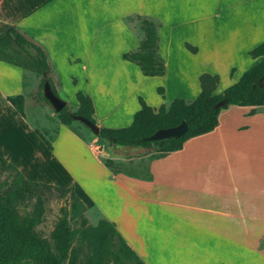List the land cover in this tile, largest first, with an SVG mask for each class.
Returning <instances> with one entry per match:
<instances>
[{
  "label": "crops",
  "instance_id": "1",
  "mask_svg": "<svg viewBox=\"0 0 264 264\" xmlns=\"http://www.w3.org/2000/svg\"><path fill=\"white\" fill-rule=\"evenodd\" d=\"M170 1L172 5L164 8V0H0V29L4 32L3 25L12 26L53 54L58 38L74 34L69 41L75 42L61 55L71 58L80 70L106 68L105 76L96 77L95 90L82 93L91 100L95 124L119 128L130 124L139 109L138 98L156 109L166 101L170 85L186 92L183 98L193 99L199 94L198 76L203 71L218 76L212 93L220 94L225 88L216 68L220 60H232L227 63L234 72L232 83L258 61L248 52L264 43V0ZM134 14L160 23L157 52L165 66L162 75H143L121 57L139 43L123 22L124 16ZM59 15L70 26L66 20H72L73 27L58 23L54 27L53 18ZM108 42L119 47L121 68L115 78V68L107 64L111 61L99 64L110 50ZM171 55L198 61L204 69L196 71L191 82L183 80L178 76L180 68H168ZM26 72L32 76L29 84L23 79ZM38 76L0 60V151L25 179L71 186L84 212L87 205L96 208L93 225L100 218L112 222L144 264H264V106L220 108L212 130L149 159L150 179H145L112 174L88 139L79 138L60 122L50 139L41 133L51 146L48 149L34 132L35 120L25 108V87L32 88ZM162 86L159 94L156 89ZM77 89L74 83L76 107ZM16 94L23 97L24 117L6 100ZM28 144L39 155L25 161L21 156ZM71 144L81 149L84 165H68L57 155L59 148L63 152ZM75 166L76 175L72 174Z\"/></svg>",
  "mask_w": 264,
  "mask_h": 264
},
{
  "label": "trees",
  "instance_id": "2",
  "mask_svg": "<svg viewBox=\"0 0 264 264\" xmlns=\"http://www.w3.org/2000/svg\"><path fill=\"white\" fill-rule=\"evenodd\" d=\"M139 19L143 27V36L135 49L121 54L124 60L134 63L146 76L162 75L164 62L157 52V28L160 23L153 18L139 15H127L124 22ZM190 50H194L189 47ZM249 55L258 57L256 64L245 70L239 79L227 86L220 94H213L218 81L215 74L201 73L198 76L199 94L193 99L173 98L167 104L153 109L138 98L139 109L133 114L129 125L119 128L99 127L98 137L109 144L126 147L155 146L156 158L177 150L182 142L192 136L212 130L217 124L220 108L228 104L238 106H264V81L258 79L264 72V43L251 49ZM0 60L28 69L40 76L38 88L40 98L48 103L41 92L42 83L47 80L50 88L57 92L48 76L49 65L43 49L27 38L16 28L10 26L6 31L0 29ZM162 94V88H157ZM225 98L227 104L214 107ZM78 105L70 110L64 105L56 116L60 123L70 125L80 115L92 123L93 106L88 95L75 92ZM6 100L24 117L23 97L21 94L6 96ZM49 104V103H48ZM181 121L186 130L177 138L149 139L158 129L175 126ZM34 132L48 149L51 146L39 133ZM112 174L124 173L135 177L150 179L147 170L143 174L113 167L111 160H102ZM0 264H144L127 245L112 222L100 218L95 225H88L84 217V205L78 199L71 186L31 181L24 178L20 171L6 161L0 151ZM52 192L57 198H67L68 206L59 208L48 237L35 230L41 223L44 205ZM29 206V209L26 207Z\"/></svg>",
  "mask_w": 264,
  "mask_h": 264
},
{
  "label": "rangeland",
  "instance_id": "3",
  "mask_svg": "<svg viewBox=\"0 0 264 264\" xmlns=\"http://www.w3.org/2000/svg\"><path fill=\"white\" fill-rule=\"evenodd\" d=\"M164 8L167 7V5H172V1L170 0H164ZM166 1L168 4H166ZM185 3L187 0H176ZM192 1V0H191ZM202 1V0H195V2ZM150 2V0H148ZM169 9V8H167ZM150 18V17H149ZM54 20V27L57 25V23L62 26L63 28H71L72 20L67 19L66 21L71 23V26L65 22V19L59 15L56 18H53ZM152 19V18H151ZM60 20H64L59 22ZM155 20V19H153ZM124 22V20H123ZM128 28L135 34L136 37L139 39L143 36V27L141 25V22L139 19H133L127 22H124ZM57 26V27H60ZM69 31V30H68ZM71 32V31H69ZM71 37L74 36V34H70ZM70 35L68 36H62L61 38H58L54 43V47L52 51L55 53H49L48 50L46 51L41 44L34 41L36 44H38L43 51L46 54L47 62L49 65V73L48 76L57 92V96L64 100L65 105L69 107L70 110L76 109V102H74L73 93H72V87L74 83L77 85V91L80 92H93L95 90L96 86V77L99 78L101 76H105L104 70L102 72H97L95 68H87V70H80L79 66H76V64H73V60L71 58H68V63H66L65 66H63L64 61L66 62V58H63L61 54H63L64 50H67L72 43L75 41H69ZM109 48L110 50L102 56L100 59L102 62H100V66L103 65V62L111 61L112 63H107L112 68H115V72L113 73V77L115 78L118 75V72L121 68V59H120V53L118 51V44L111 46L110 42ZM132 50V49H131ZM126 51V50H125ZM128 51V50H127ZM91 56V55H90ZM91 57H87V59ZM168 68L172 71L174 67L180 68L181 73L180 77L183 78V80H186L188 82H191L192 79H195V73L196 71H200L201 69H204L201 64L197 61L196 63L192 62L189 58L177 55V56H170L168 57ZM206 59V58H204ZM211 60L215 61V58L210 56ZM75 62H79V58H75ZM232 60L226 61L225 63L220 60L219 65L216 67L220 70L219 73H221V82L220 85H224L223 87L226 88L227 85L231 84L232 82L229 80L233 75L234 72L232 71V68H227V63L231 62ZM90 63V62H89ZM228 63V64H229ZM55 64V66H54ZM88 65V62H87ZM200 66L202 68H200ZM87 67V66H86ZM238 68V66H237ZM111 70V69H110ZM236 71V70H235ZM203 71L202 73H204ZM172 73H170L171 76ZM201 74V73H200ZM199 74V75H200ZM241 76V75H240ZM239 76V77H240ZM218 77V76H217ZM173 78V74H172ZM24 81L27 82V84L30 83V80L32 79V76L30 73L26 72L24 77ZM239 79V78H238ZM38 81L33 84V87L26 88L27 93V101L25 103V108L29 116L33 120H35V124L33 125L34 130L41 135H45L48 139H50L55 131L56 127L59 123V120L56 116V112L53 110V108L48 104L45 103L40 98V90L38 88L39 84V76ZM86 80V81H85ZM115 80V79H114ZM59 86V89L57 90L56 87ZM121 87L122 85H118ZM161 88L164 89L162 86ZM157 91V89H156ZM154 90V93H156ZM164 94V93H163ZM71 95V96H70ZM173 95V96H172ZM187 95L186 92L177 91L176 88H173L172 86H168V90H166L165 98L166 101L163 102V104H167L169 101H171L173 98H183ZM186 99V98H183ZM189 100V99H187ZM122 122V121H121ZM119 122V123H121ZM69 126L74 134L76 136L85 137L88 139L89 143L93 145L94 150L96 151L97 156L100 158V160H111V164L113 167H120L122 169H125L129 172H134L138 174H143L145 172V168L147 165L148 160L150 157L155 155L157 153V150L154 145L150 147H126V146H118V145H112L109 144L105 139H102L98 137L97 135L92 134V132L89 130L88 127L83 125L81 122L77 120H73ZM120 127H123L122 125ZM125 127V126H124ZM42 136V135H41ZM82 139V138H81ZM28 144V149L25 150L26 152L22 154V158L25 161H28L30 157L33 155L37 156V152L30 151ZM72 145V144H71ZM73 146V147H72ZM66 147L67 150H63V152L60 150V148L57 150V155L62 158V160L66 164H72L73 165H84L86 161L82 160L81 157V149L78 150V147H74V145ZM85 152L86 157L90 158L91 155L89 154L86 147L82 148ZM39 155V154H38ZM35 164V163H34ZM68 164V165H69ZM79 168L75 166L72 170V174L76 175V172ZM52 173V172H51ZM3 177V174L0 175V179ZM60 177V176H59ZM56 192H52L51 196L48 198V200L45 202L44 205V214L43 219L41 223L36 225L35 230L38 231V233L42 236L48 237V234L50 230L53 227V224L56 220V218L59 216V208L63 205L68 206V200L67 198H57ZM86 203V202H85ZM26 209H29V206L26 207ZM96 208L90 207V205H87V209H85L84 217L86 218L88 225H93L98 218L96 213H94V210Z\"/></svg>",
  "mask_w": 264,
  "mask_h": 264
},
{
  "label": "water",
  "instance_id": "4",
  "mask_svg": "<svg viewBox=\"0 0 264 264\" xmlns=\"http://www.w3.org/2000/svg\"><path fill=\"white\" fill-rule=\"evenodd\" d=\"M8 29V26L3 25L2 30L6 31ZM264 81V72L258 79V84L261 85ZM42 95L44 99L49 103V105L53 108L55 112H58L64 105L65 102L61 98H59L57 95L54 94L52 89L50 88V85L47 80H44L42 83L41 88ZM227 104V100L225 98H221L218 100L214 107H221L223 105ZM72 118L75 120L81 122L83 125L89 128V130L92 132V134L97 135L99 132V126L95 123H92L88 119L84 118L80 115H72ZM186 130V124L184 121H181L179 124L175 126H170L162 129H158L149 137V139H165V138H177L178 136L182 135L184 131Z\"/></svg>",
  "mask_w": 264,
  "mask_h": 264
}]
</instances>
